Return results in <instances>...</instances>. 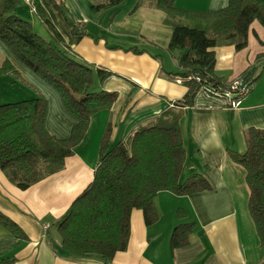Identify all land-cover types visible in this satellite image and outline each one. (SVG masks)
I'll use <instances>...</instances> for the list:
<instances>
[{
    "label": "crops",
    "instance_id": "0c3cea01",
    "mask_svg": "<svg viewBox=\"0 0 264 264\" xmlns=\"http://www.w3.org/2000/svg\"><path fill=\"white\" fill-rule=\"evenodd\" d=\"M32 1L36 11L22 0L17 15L30 21L44 38L68 45L81 60L111 71L113 75L95 88L116 91L119 96L111 109L92 116L85 137L66 158L63 170L23 190L0 168V211L29 237L20 239L0 225V264H264V245L248 208L246 170L231 156L246 152L249 128L264 129V26L258 20L252 23L244 49L234 45L214 48L219 77L230 82L249 69L260 73L242 105L227 109L200 91L193 106L179 111L187 151L181 181L199 173L213 189L185 196L161 191L155 200L159 219L147 225L143 211L135 209L128 248L106 261L96 255L65 253L58 223L94 179L108 122H112L111 148L123 141L130 150L139 127L186 95L188 87L165 74L179 69V51L167 50L174 27L165 23L164 11L147 3L133 11L139 0L127 8L122 2L100 11L93 6L104 0H62L64 10L56 0ZM175 4L212 12L225 8L228 0H176ZM70 22L87 34H77ZM148 43L152 48L144 46ZM5 60L18 75H0V105L42 93L49 101L46 128L57 138H68L76 119L60 94L0 40V66ZM191 221L196 222L191 243L172 249L174 228Z\"/></svg>",
    "mask_w": 264,
    "mask_h": 264
},
{
    "label": "trees",
    "instance_id": "16d2710c",
    "mask_svg": "<svg viewBox=\"0 0 264 264\" xmlns=\"http://www.w3.org/2000/svg\"><path fill=\"white\" fill-rule=\"evenodd\" d=\"M21 1L0 0V40L60 94L65 108L76 119L71 135L57 138L46 128L49 101L44 94L0 105V168L13 184L26 190L64 169L66 158L75 153L85 137L92 116L111 109L119 94L95 88L113 75L111 71L81 60L68 45L44 38L30 21L17 15ZM124 1L104 0L93 8L100 11ZM175 1L139 0L133 11L147 3L166 13L165 23L174 27L167 50L179 51V69L165 74L181 80L188 91L157 119L135 131L130 150L123 141L111 148L112 122H108L94 179L58 223L62 249L68 255L113 260L128 248L135 209L142 210L146 224L151 225L159 219L155 200L161 191L185 196L213 189L199 173L181 181L187 151L179 111L193 106L205 86L215 90L229 87L231 82L215 72L214 48L234 45L237 50L244 49L252 23L258 20L264 26V0H228L225 8L212 12L179 8ZM56 2L64 10L62 0ZM70 24L77 34H87L79 24ZM7 73L18 75L9 60L0 66V75ZM241 76L251 92L260 73L249 69ZM246 138V152H232L231 156L246 170L248 208L264 245V129L251 127ZM0 225L20 239H29L22 227L2 211ZM195 227V221L176 226L171 248L189 245Z\"/></svg>",
    "mask_w": 264,
    "mask_h": 264
},
{
    "label": "built area",
    "instance_id": "2783aa9c",
    "mask_svg": "<svg viewBox=\"0 0 264 264\" xmlns=\"http://www.w3.org/2000/svg\"><path fill=\"white\" fill-rule=\"evenodd\" d=\"M31 6L33 11L37 10V6L32 0H26ZM181 82V80H177ZM230 85L227 89H212L203 87L201 92H203L208 98L219 101L227 109H237L240 107L244 99L250 93V88L242 78V76L237 77L236 79L230 81ZM48 228V226H45Z\"/></svg>",
    "mask_w": 264,
    "mask_h": 264
},
{
    "label": "rangeland",
    "instance_id": "374dc122",
    "mask_svg": "<svg viewBox=\"0 0 264 264\" xmlns=\"http://www.w3.org/2000/svg\"><path fill=\"white\" fill-rule=\"evenodd\" d=\"M132 1L133 0H125L122 5H124V3H126L125 6H124V8H127L132 3ZM118 17L121 18L122 17L121 14ZM99 21H101V20H99ZM185 22H187V21L185 20ZM96 24H98V23H96ZM144 46L147 47V48H152V45L150 43H148V44H146Z\"/></svg>",
    "mask_w": 264,
    "mask_h": 264
}]
</instances>
